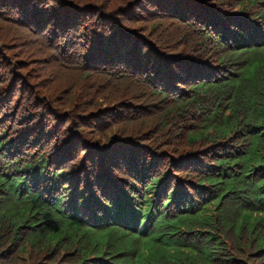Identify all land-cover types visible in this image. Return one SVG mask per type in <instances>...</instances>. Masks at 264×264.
<instances>
[{
  "label": "trees",
  "instance_id": "1",
  "mask_svg": "<svg viewBox=\"0 0 264 264\" xmlns=\"http://www.w3.org/2000/svg\"><path fill=\"white\" fill-rule=\"evenodd\" d=\"M0 264H264V0H0Z\"/></svg>",
  "mask_w": 264,
  "mask_h": 264
}]
</instances>
